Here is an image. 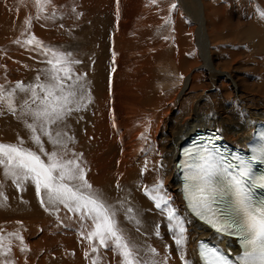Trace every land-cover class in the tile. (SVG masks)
Instances as JSON below:
<instances>
[{
  "label": "bare ground",
  "instance_id": "bare-ground-1",
  "mask_svg": "<svg viewBox=\"0 0 264 264\" xmlns=\"http://www.w3.org/2000/svg\"><path fill=\"white\" fill-rule=\"evenodd\" d=\"M225 9L207 0H49L41 10L37 0H0V86L8 87L6 97L15 86L20 97L25 94L15 80H25L24 88L49 83L53 52L84 60L63 65L72 77L65 79V92L74 81L77 86L72 111L47 125L58 144L32 115L41 101L22 107L23 98L12 103L14 115L1 116L0 140L23 141L38 151L27 126L35 123L44 152L77 160L92 186L85 191L114 212L141 264H201L196 245L205 237L237 250L234 239L217 236L189 213L177 166L181 144L197 130H219L245 149L264 123V66H251L245 48H229ZM255 28L247 38L264 50V28ZM33 36L40 45L27 43ZM8 109L0 102V114ZM0 177L7 187L0 186V264H122L111 242L104 247L86 238L94 230L91 218L49 203L45 190L6 175L2 165ZM161 181L160 194L186 217L183 246L145 192Z\"/></svg>",
  "mask_w": 264,
  "mask_h": 264
},
{
  "label": "snow or ice",
  "instance_id": "snow-or-ice-1",
  "mask_svg": "<svg viewBox=\"0 0 264 264\" xmlns=\"http://www.w3.org/2000/svg\"><path fill=\"white\" fill-rule=\"evenodd\" d=\"M47 2L49 0H37V6L43 10ZM152 2L155 3L156 0ZM260 15L264 17V11ZM27 43L41 44L35 36ZM52 56L53 59L47 61L52 65L49 83L29 86L28 89L22 83L17 85L22 91L31 90L32 96L40 99L41 107L32 115L50 139L52 134L47 131V125L62 121L72 111L68 105L73 103L76 96L74 89L77 86L74 81L65 92V79L71 80L72 77L71 69L63 65L70 61L63 53L53 52ZM60 73H63V77ZM35 88H40L45 93L43 98L37 95ZM12 95L9 93L7 98L10 108L13 103ZM4 99L0 94V102ZM27 126L32 130V139L41 147L38 151H33L23 147V141L20 144L0 143V165L5 169V174L18 180L22 178L33 181L37 192L41 189L46 191L49 203L63 204L70 211L82 212L94 223V230L86 237L88 240L98 239L99 244L104 247H108L111 242L122 256V264H141L134 247L130 246L118 228L114 212L98 195L85 191L92 186L86 180L85 172L77 160H66L56 151L50 154L44 152L41 138L36 135L37 125L33 123ZM52 143L58 144L59 141L52 139ZM255 151L258 155L250 159L238 154L227 157L218 153L214 143L209 140L208 144H197L186 153L188 161L185 162L187 174L184 195L188 209L213 229L217 236L237 237L242 249L233 260L218 246L201 241L198 250L203 264H264V199L257 200L253 194L254 189L264 188V173L257 175L253 172L252 165L253 160L264 159V144ZM162 188L161 181L153 189L146 188L145 192L155 202L156 208L166 213L174 232L175 243L183 246L187 243L186 217L178 214L166 195L160 194ZM153 192L156 194L153 195ZM41 203H44L43 199ZM151 251L155 252V249ZM144 264L148 262L145 261ZM152 264L156 262L153 261Z\"/></svg>",
  "mask_w": 264,
  "mask_h": 264
},
{
  "label": "rangeland",
  "instance_id": "rangeland-1",
  "mask_svg": "<svg viewBox=\"0 0 264 264\" xmlns=\"http://www.w3.org/2000/svg\"><path fill=\"white\" fill-rule=\"evenodd\" d=\"M207 1L208 2L211 1L212 3L214 1V2L217 3V6H219L220 4H224L225 5V8L227 9V10L225 9V16H228L230 18L228 20L227 17H226V20L229 21V23H230L231 26L227 27V28L230 29V31H229V29L228 30H225L229 34H227V35L226 34H223V35L225 37L230 38V39L227 40L228 41L229 48H232L231 50H239L238 48H240V51L245 48L244 51L246 50L245 51L246 52V55L249 54L247 57H248V61L250 60L249 63L251 64V66H253V65L256 66V67L257 66L259 67L261 65L264 66V64H263L264 63L263 62L264 61V50L262 49L261 45H259L257 42H255V38L254 37L247 38L248 35L249 36H253L252 35V31L253 32L256 31L257 28H255V27H256L257 24H258L259 27L264 28V21H263L264 20V17H261V15H260V12L261 11H264V0H207ZM258 20H259V22H258ZM233 30L234 31L236 30L235 32H236V34L238 36L234 34L235 32H233ZM216 35L219 36V34H216ZM228 35L229 36L232 35V36L229 37ZM253 43L254 44L257 43V44L254 45ZM70 60L68 59V61H70ZM71 61L74 62V63H76V61H78V64H81V62L82 63L84 62V60L82 61V60H76V59L71 60ZM71 61H70V63H72ZM70 63H68V64H70ZM84 75H86V74H84ZM258 76H259V74H258ZM7 78L8 77L5 76L4 82L6 81V83L9 84L11 81H10L9 78L8 79ZM259 78L261 80H264V76H261ZM37 80L38 81H41L42 78L39 77ZM16 81L20 82V84L22 83L24 86L27 85L25 83L26 81L25 80L23 81V79L20 80V81L19 80H15L14 85H18L19 84ZM10 84H13V83H10ZM3 85L4 84L1 83V86H0V94H2L4 97H6V92L8 93V91H7L8 90V87L5 89V88H3L4 87ZM29 85L30 86H33L31 84H29ZM28 88H29V86L27 88H25V89H28ZM10 92L13 94L12 97H11V99H12V102H14V105H17L18 104L17 101H19L21 98L24 99V103H23L24 105L22 104V107L25 106V105H27L28 103L33 102V104H35V103H38V101H40V99H35L32 96V91L31 90L25 91V94H22L23 95L22 97L19 96L21 92L18 91V89L16 88V86L12 90H10ZM16 92H18L19 94L16 93ZM36 93H37V95L39 94L38 92H36ZM43 94H44V92H41L38 96L41 97V98H43L44 97V96H42ZM26 97H28L27 98L28 100L26 99ZM6 98H8V96ZM25 102H27V104ZM1 103L6 108L9 107V104L8 103H4V100ZM15 108H16V110L18 109V107H15ZM15 108H12V107L10 108L9 107V109H8L7 112L0 114V119H1V116L4 117V115L5 116L11 115V114L14 115L15 112H16ZM189 111H190V109H188V113H189ZM0 122H1V120H0ZM0 143H11V144H14L15 143V144H18V142L10 141V140H0ZM35 145H37V144L35 143ZM39 146H41V145H39ZM37 147H38V145H37ZM1 181H2V179L0 177V183H1ZM3 183L4 182H2V186H1V184H0V186H1V189L3 187V190L5 191V189L7 187L4 189ZM1 189H0V191H1ZM11 190L13 191V189H11ZM7 193H8V191H7ZM43 195H44L43 192H41L40 196L43 197ZM21 223L23 224L24 221H21Z\"/></svg>",
  "mask_w": 264,
  "mask_h": 264
}]
</instances>
